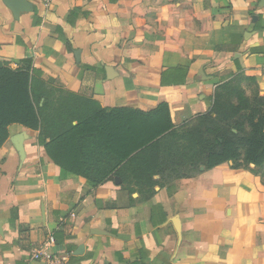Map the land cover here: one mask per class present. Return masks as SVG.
Masks as SVG:
<instances>
[{
	"label": "crops",
	"instance_id": "0c3cea01",
	"mask_svg": "<svg viewBox=\"0 0 264 264\" xmlns=\"http://www.w3.org/2000/svg\"><path fill=\"white\" fill-rule=\"evenodd\" d=\"M29 2L14 16L0 0V66L30 59L49 86L101 108L166 103L180 127L239 73L264 96V0ZM254 170L227 162L163 187L116 175L93 187L52 163L38 131L12 124L0 148V264H38L31 254L48 236L70 264H264Z\"/></svg>",
	"mask_w": 264,
	"mask_h": 264
},
{
	"label": "trees",
	"instance_id": "16d2710c",
	"mask_svg": "<svg viewBox=\"0 0 264 264\" xmlns=\"http://www.w3.org/2000/svg\"><path fill=\"white\" fill-rule=\"evenodd\" d=\"M22 63L0 66V148L12 124L38 131L52 163L93 187L112 175L138 190L163 187L227 162L253 165L264 180V96L254 78L239 73L218 85L207 113L174 127L166 103L104 109L49 86L30 59Z\"/></svg>",
	"mask_w": 264,
	"mask_h": 264
},
{
	"label": "built area",
	"instance_id": "2783aa9c",
	"mask_svg": "<svg viewBox=\"0 0 264 264\" xmlns=\"http://www.w3.org/2000/svg\"><path fill=\"white\" fill-rule=\"evenodd\" d=\"M37 1L43 4H50L53 0H28ZM54 243L52 236H48L44 242L32 252L31 259L38 264H70L67 254L55 253L51 250Z\"/></svg>",
	"mask_w": 264,
	"mask_h": 264
},
{
	"label": "water",
	"instance_id": "95a60500",
	"mask_svg": "<svg viewBox=\"0 0 264 264\" xmlns=\"http://www.w3.org/2000/svg\"><path fill=\"white\" fill-rule=\"evenodd\" d=\"M2 3L14 14L18 16L21 12L31 11V3L28 0H1Z\"/></svg>",
	"mask_w": 264,
	"mask_h": 264
}]
</instances>
